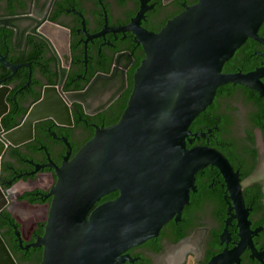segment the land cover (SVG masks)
Listing matches in <instances>:
<instances>
[{"label": "water", "instance_id": "1", "mask_svg": "<svg viewBox=\"0 0 264 264\" xmlns=\"http://www.w3.org/2000/svg\"><path fill=\"white\" fill-rule=\"evenodd\" d=\"M264 22V0H198L157 34L133 30L145 58L134 76V88L120 121L97 128L94 137L57 167L45 233L30 247L43 248L41 264H121L131 247L158 235L172 219L179 220L195 191L196 175L207 166L224 178L233 202L241 241L209 264L237 259L251 243L248 210L239 173L219 150L188 148L196 138L190 126L213 102L218 88L233 83L252 88L264 99L257 72L225 74L224 65ZM39 33L56 48L68 67L70 48L65 32L45 23ZM0 63L14 75L28 64L14 65L0 54ZM31 76V75H30ZM12 76L9 77V79ZM0 82V169L9 147L34 138L35 124L46 119L71 125L70 108L56 86H45L22 123L5 131L11 87ZM30 82V80H29ZM29 84V83H28ZM50 175L36 181L0 186V213L25 191L47 190ZM119 196L100 204L104 197ZM15 212L13 206L10 207ZM227 231V228H226ZM19 235V233H17ZM0 264H18L0 233Z\"/></svg>", "mask_w": 264, "mask_h": 264}, {"label": "flooded vegetation", "instance_id": "2", "mask_svg": "<svg viewBox=\"0 0 264 264\" xmlns=\"http://www.w3.org/2000/svg\"><path fill=\"white\" fill-rule=\"evenodd\" d=\"M197 3L198 0H0V54L11 64L30 66L18 69L14 75L8 69L10 74L0 80L14 82L4 83L11 87L7 102L24 75L20 70L28 69L27 84L13 97L17 107L28 113L41 100L45 86H56L72 116L71 125H57L51 119L36 123L34 138L20 147H9L2 158L0 186L4 190L20 181L51 177L47 190L37 187L25 191L16 204L10 201L0 213L3 231L19 250L22 264H34L32 249L40 248L30 245L40 236V224L46 223L52 202V196L47 195L58 179L56 168L74 158L97 128H107L106 122L121 110L119 103L129 90L131 73L135 75L145 58L143 44L128 28L136 29L137 24L157 34ZM45 23L65 32L70 48L68 67L63 66L54 45L39 33ZM257 36L262 42L249 38L224 65L223 73L257 72L264 83V22ZM225 88H218L205 110L210 109L208 121L197 125L194 121L190 126L193 134L205 136L189 144L190 148L208 146L220 152L223 148L239 173L251 243L237 259L230 258L226 264H264V129L258 124L264 123V108L255 90L239 84ZM250 150L257 152L256 157ZM215 169L208 166L196 175L195 191L180 219H172L156 237L124 252L121 264H209L239 245L233 202L223 176ZM105 202L101 200L99 204Z\"/></svg>", "mask_w": 264, "mask_h": 264}, {"label": "trees", "instance_id": "3", "mask_svg": "<svg viewBox=\"0 0 264 264\" xmlns=\"http://www.w3.org/2000/svg\"><path fill=\"white\" fill-rule=\"evenodd\" d=\"M140 67V66H139ZM138 67V68H139ZM19 73H23L24 75L22 76V77H20L21 79H18L19 81H20V84L19 85H17L16 86V88L12 91V93L10 94V97H9V99H8V102H9V104H10V110H9V112L2 118V120H1V124H2V126H3V128H4V130L5 131H9V130H11L12 128H14V127H16L17 125H19L20 124V122H21V120L24 118V116H25V114L27 113V109H23V107H17V104L13 101V97L15 96V95H17V94H19L18 93V91L24 86V85H26L27 84V81H28V69H21L20 70V72ZM10 74V71L6 68V67H4L3 65H0V80L2 79V78H4V77H6L7 75H9ZM133 72L131 73V75H130V77H129V90H128V92L123 96V98H122V102H120L119 103V105H121V110H119V112L115 115V117L111 120V121H107L106 122V124H105V127H110V126H113V125H115V124H117L119 121H120V119H121V117H122V115H123V113H124V111H125V109H126V107H127V104H128V101H129V99H130V96H131V94H132V91H133V88H134V79H133ZM135 76V75H134ZM12 83H14L13 82V80H11V81H7L5 84H7V85H10V84H12ZM49 84H51V85H55V83H53V82H50ZM231 84H233V83H228V84H225V85H223V86H221L220 87V89H219V91L220 90H223V89H226L225 87L226 86H228V85H231ZM233 85H236V84H233ZM238 85V84H237ZM240 85V84H239ZM244 86V85H243ZM245 88H247V86H244ZM249 88V87H248ZM252 89V88H251ZM227 91H229V87H227V89H226ZM257 92V91H256ZM259 94V93H258ZM37 98H38V96H37ZM259 99H260V101H261V103H262V106H263V108H264V100H263V98L260 96V94H259ZM210 111V109L209 110H207V112L206 111H204V112H202L194 121V125H197V124H199V123H204V122H207L208 121V118H207V115H208V112ZM261 127H263V129H264V123H258ZM213 125H214V123H212V122H210V124H209V126L210 127H213ZM192 129V128H191ZM188 148H190L191 147V145L188 143ZM223 153H224V155H225V157H229L230 158V155L228 154V152L227 151H225L223 148H222V150H221ZM250 154L252 155V156H254V157H256V155H257V152L255 151V150H250ZM230 160L233 162V159L232 158H230ZM234 163V162H233ZM208 167V166H207ZM212 167H214V166H212ZM216 168V167H215ZM215 170H217V168L215 169ZM202 171V170H201ZM201 171H199V172H201ZM198 172V173H199ZM197 173V174H198ZM215 173H217V171L215 172ZM118 192H115V193H112V194H110V195H108V196H106V197H104L103 199H102V202H104V201H111V200H114V199H116L117 197H118ZM100 203V202H99ZM99 203H97L96 205H95V207L94 208H96L97 206H99L100 204ZM45 226H46V223L44 224H40V227H41V230H39V237H42L43 235H44V233H45V230H44V228H45ZM3 228H4V225L3 224H1L0 223V233H1V235H2V237L4 238V240H5V242H6V244L8 245V247H9V249H10V251H11V253L14 255V257L16 258V260L18 261V263L19 264H22L21 263V260L22 259H20L19 257H18V255H19V250L18 249H15L11 244H10V242H9V240H8V238H7V236H6V234L4 233V231H3ZM38 237V238H39ZM32 256H33V258H34V264H41L42 263V260H43V248H37V249H32ZM26 258H28V256L26 257Z\"/></svg>", "mask_w": 264, "mask_h": 264}, {"label": "rangeland", "instance_id": "4", "mask_svg": "<svg viewBox=\"0 0 264 264\" xmlns=\"http://www.w3.org/2000/svg\"><path fill=\"white\" fill-rule=\"evenodd\" d=\"M261 148H262V157H263V159H264V147L261 146ZM263 164H264V162H263ZM263 170H264V169H263ZM260 174H262V172L259 173V175H260Z\"/></svg>", "mask_w": 264, "mask_h": 264}]
</instances>
